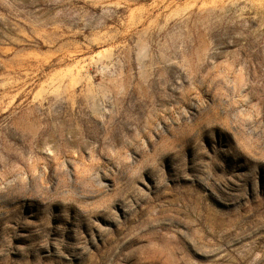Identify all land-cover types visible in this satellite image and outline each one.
Masks as SVG:
<instances>
[{
	"label": "rangeland",
	"instance_id": "374dc122",
	"mask_svg": "<svg viewBox=\"0 0 264 264\" xmlns=\"http://www.w3.org/2000/svg\"><path fill=\"white\" fill-rule=\"evenodd\" d=\"M0 264H264V0H0Z\"/></svg>",
	"mask_w": 264,
	"mask_h": 264
}]
</instances>
